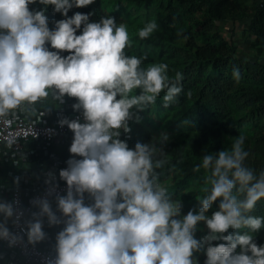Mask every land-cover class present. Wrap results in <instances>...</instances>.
Masks as SVG:
<instances>
[{
	"label": "clouds",
	"instance_id": "1",
	"mask_svg": "<svg viewBox=\"0 0 264 264\" xmlns=\"http://www.w3.org/2000/svg\"><path fill=\"white\" fill-rule=\"evenodd\" d=\"M37 2L43 8L30 9ZM93 2L0 0V116L49 95L57 102L75 97L72 107L82 115L58 121L73 132V155L59 171L65 193L56 191L49 172L48 194L32 201L39 206L33 216H46L49 226L63 225L55 237L56 255L46 264H200L195 254L201 249L203 264H264V243L255 239L264 229V215L253 214L264 198V169L246 164L244 134L228 137L230 146L206 152L195 165L205 170V194L197 197L198 210L183 214L182 200L158 172L168 163L163 145L169 133L134 147L120 138L121 129L130 131L129 121H139V112L150 109L161 93L165 107L176 102L183 73L170 77L167 62L145 65L147 53L130 55L128 26L115 17L90 21L93 13L68 15ZM49 5L64 17L52 28L45 14ZM158 27L156 19L148 20L138 37L148 38ZM232 78H242L239 67H233ZM18 203L0 199V240L9 247L24 238L7 226L9 218L19 224L24 215ZM200 222L208 231L197 238ZM21 232L32 245L46 237L42 219L28 220Z\"/></svg>",
	"mask_w": 264,
	"mask_h": 264
},
{
	"label": "trees",
	"instance_id": "2",
	"mask_svg": "<svg viewBox=\"0 0 264 264\" xmlns=\"http://www.w3.org/2000/svg\"><path fill=\"white\" fill-rule=\"evenodd\" d=\"M111 1L94 0L88 6L73 7L68 15L77 11L93 13L90 21H99L102 16L111 15L107 13ZM124 1L146 10L152 9L161 26L145 39L138 37V31L134 32L133 46L128 53H147L145 65L167 62L170 77H174L176 71L183 73V91L176 102L165 107L161 93L154 104L155 113L170 112L166 127L173 134L163 145L168 163L158 172L161 182L168 186L174 198L185 190L190 194L204 195L206 173L203 169L197 171L195 165L201 162L206 152L230 146L228 137L240 133L245 136L244 146L249 152L246 164L257 171L264 169V62L247 57L239 45L240 38L248 37L264 44V3L255 0ZM29 7L40 9L43 5L37 2ZM53 8L49 5L45 13L50 28L54 27L55 20L64 18ZM238 22L245 23L241 36L226 34L229 23L236 27ZM61 54L67 55L68 52L61 50ZM233 67L241 70L239 82L232 78ZM31 105L48 110L60 106L50 97L49 101L41 98ZM150 110L145 111L149 113ZM185 120L189 123H182ZM129 123L133 134L128 143L130 147L158 136L144 119L137 121L134 118ZM218 203L214 204L213 210L217 209ZM190 209L189 204H184L182 213ZM253 214L264 215V198L257 202ZM255 239L258 244L264 243V229L256 234ZM222 242L226 243L216 241ZM197 257L203 264L205 254Z\"/></svg>",
	"mask_w": 264,
	"mask_h": 264
},
{
	"label": "built area",
	"instance_id": "3",
	"mask_svg": "<svg viewBox=\"0 0 264 264\" xmlns=\"http://www.w3.org/2000/svg\"><path fill=\"white\" fill-rule=\"evenodd\" d=\"M49 97L42 99L49 101ZM75 102V97L65 96L62 102L58 101L60 106L55 110L39 109L25 103L0 116V199L18 201L15 207L24 211L19 224L13 223L15 216L8 219L10 230L24 238L12 247L7 241L0 240V264H46L47 259L56 255L55 237L63 225L49 226L46 216H33V212H39V206L32 201L48 194L51 184L45 181L49 179V172L54 173L52 184L57 185L56 191L61 194L66 191V181L60 178L59 171L67 167L66 161L73 155L69 151L73 132L58 121L63 117L82 119L81 112L72 107ZM132 137L131 129L128 132L121 129V139L129 143ZM16 177H19L18 184ZM48 198L55 210L53 196ZM34 219L44 221L46 237L32 245L21 228L26 227L28 220Z\"/></svg>",
	"mask_w": 264,
	"mask_h": 264
},
{
	"label": "rangeland",
	"instance_id": "4",
	"mask_svg": "<svg viewBox=\"0 0 264 264\" xmlns=\"http://www.w3.org/2000/svg\"><path fill=\"white\" fill-rule=\"evenodd\" d=\"M111 6L107 7V13L113 15L115 18L119 19L121 22H124L128 26V30L130 33V38L133 40V33L137 32L140 27L144 25V23L151 19H156L159 27L160 23L158 21V18L155 16L152 9L146 10L145 7L139 6L137 4L129 3L124 0H112ZM132 49V48H130ZM130 49H127L129 51ZM155 106L152 105L150 108L151 110L149 113H146L145 110H142L139 112V116L141 119L146 121V124L153 129L157 135H159L163 131H167L169 133V136L173 133L171 132V129H168L166 127L167 119L170 118L169 114L170 112H163V113H155ZM200 185V184H199ZM198 185V186H199ZM194 187V185H192ZM185 190L179 194V198L182 200L183 206L190 205L192 209H197L199 207V201L197 200V197H202V195L198 194L197 192L191 193ZM214 211L213 209L209 210V213ZM187 214V212H185ZM208 231L206 225L203 222H200L198 231L196 233L197 238L203 236ZM234 231V230H231ZM214 244L216 241L213 242ZM204 250L201 249L200 252L196 253V256L203 255Z\"/></svg>",
	"mask_w": 264,
	"mask_h": 264
},
{
	"label": "crops",
	"instance_id": "5",
	"mask_svg": "<svg viewBox=\"0 0 264 264\" xmlns=\"http://www.w3.org/2000/svg\"><path fill=\"white\" fill-rule=\"evenodd\" d=\"M259 4L264 3V0H255ZM245 28L244 22H238L236 27H233L231 23H229L227 30H225L226 34L231 35L234 34V37H240L242 34V29ZM240 47H242V51L249 56L250 58H254L256 60H260L264 62V44H259V42L253 41L248 37L247 39H239Z\"/></svg>",
	"mask_w": 264,
	"mask_h": 264
}]
</instances>
